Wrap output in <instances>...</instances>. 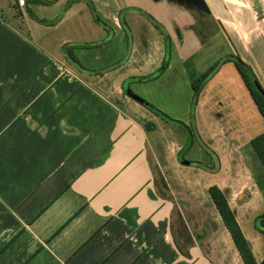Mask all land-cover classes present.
Here are the masks:
<instances>
[{
  "label": "crops",
  "instance_id": "1",
  "mask_svg": "<svg viewBox=\"0 0 264 264\" xmlns=\"http://www.w3.org/2000/svg\"><path fill=\"white\" fill-rule=\"evenodd\" d=\"M204 1L0 0V264H244L210 193L219 217L204 223L169 184L164 168L184 163L187 131L128 94L152 102L166 83L183 88L166 111L191 113L215 152L185 166L229 198L221 165L241 150L244 112L258 107L242 77L250 98L209 81L192 106L188 69L224 46L264 88V0ZM242 229L262 263L256 233Z\"/></svg>",
  "mask_w": 264,
  "mask_h": 264
},
{
  "label": "rangeland",
  "instance_id": "2",
  "mask_svg": "<svg viewBox=\"0 0 264 264\" xmlns=\"http://www.w3.org/2000/svg\"><path fill=\"white\" fill-rule=\"evenodd\" d=\"M181 1L189 2V0H181ZM155 31L159 33V31L157 30ZM200 34L201 36H203L204 40H208L206 32ZM127 38L130 41L129 36ZM119 44H121L120 38H119ZM223 50H226L224 46L222 48L220 47L216 48V52L218 55L216 54H208L204 56L200 55L199 57L201 58L205 57L204 61H202L204 65L193 66L192 64V67L194 69L191 66L190 69L193 72H191L190 69H188L190 78L197 79L201 77L204 73H206L212 66L216 65L218 62H221L222 64L224 58L227 57L231 58L232 55H235L234 53H232V48L229 50L230 55H223L222 54ZM120 57L122 58V56ZM190 63L193 62L192 61L187 62V65H190ZM218 66L221 68V65ZM219 69L215 70V72H213L211 76L205 79L203 86H205V84L209 81H211L213 88L216 90L222 85L223 87L231 85V88H233L234 92L239 94L241 98H245V95H246V99L250 98L248 92H246V90L243 87L240 72L237 66L235 65L233 59H228L227 63L225 62V65H222V68L220 70ZM223 77H224V81L214 80V78L218 79ZM193 79L191 81H193ZM202 88H200V90L196 92V90L193 87L194 93H193L192 106H194L195 100H197V98L199 99L200 97L199 94L203 90ZM158 89L159 91L156 93V96L154 95L151 96V98L154 101H152V99L150 100L153 102V105L155 104L154 106L160 109L162 108L161 110L165 111L169 115L170 113L167 112L168 110L166 109L167 107L165 105V102L169 99L171 94H173L172 101H175L179 95L182 98H184L185 97L184 90L182 87L177 86L176 92H174V87L169 85L168 83L165 84V87H161V88L159 87ZM146 96L148 97L150 95L146 94ZM218 97L220 96L215 95L214 97L213 103L215 104V107L217 106L216 101L218 100ZM176 105L177 103L173 102L170 104V107L173 108ZM190 115L192 114L189 113L183 119L179 117H174V115L172 114L174 119L181 120L187 123H189ZM244 116H245V122H243L241 126L236 127L237 130H242V133L241 134L237 132L235 133L237 135L236 138H239L241 135V138L244 140V141H240L239 147L241 150H237L236 155H231L227 157L225 160L226 164L224 166L221 165V171L219 174L221 177L220 184L224 188L228 189L227 191L229 193V201L232 205L231 207L234 210L240 225L249 234H250L249 231L251 230L256 233L255 236L253 237L250 235V239L253 240L256 254L259 258V261L261 262L262 261L261 258L262 259L264 258V234L255 227L254 223L256 216L264 212V161H263L264 159L259 157L258 152L254 149V147L250 142L255 136L260 135L264 132V117L258 111V109L256 110L254 103H253V107L246 109V111L244 112ZM185 119H187V121ZM260 122H261V126L259 125ZM173 123L179 126L178 123L176 122ZM261 128L263 132L259 133L260 132L259 130ZM180 131L182 132V130ZM202 141L203 143L207 144L203 139ZM200 145L201 144L198 141L192 142V144L188 142L184 146L185 149L183 150L184 151L183 157L185 158V160H198L200 162L203 161V163L204 162L211 163L213 156L209 154L203 148L202 145L201 146ZM185 165H186L185 163L179 162L177 157L176 160L174 159L172 165L165 166L164 169L166 175L169 174L170 176L169 184L172 186V190H174L175 195L178 196L179 203L181 206L183 204H187V210L188 208H191L192 210H194V212L195 211L198 212V215L192 213L190 218L193 219L197 218L199 219V221L204 223H210V222L212 223V221H215V219H217L219 215H217L216 212L214 211V207L209 198V194H208L209 178H207L206 176L203 177L201 175L200 170ZM256 181H261L260 183L261 188L257 185Z\"/></svg>",
  "mask_w": 264,
  "mask_h": 264
},
{
  "label": "trees",
  "instance_id": "3",
  "mask_svg": "<svg viewBox=\"0 0 264 264\" xmlns=\"http://www.w3.org/2000/svg\"><path fill=\"white\" fill-rule=\"evenodd\" d=\"M35 1L47 4V3H51L54 0H35ZM92 8H93V14L95 16V19L100 24L107 26V24L98 15L93 5H92ZM30 13L32 16L36 17L33 11H30ZM146 15L149 17V19L153 23L161 27L159 23H156V20L152 15H150L149 13H146ZM121 20H122V23L125 24L127 27L128 26L127 22L124 19V16L122 15H121ZM163 34L165 35V42H166L167 47L168 46L170 47L169 36L167 35L165 31H163ZM83 44H86V43H83ZM71 57L73 58V60L77 61L74 55H71ZM228 59H233V61L235 62L243 81L245 82L247 88L251 92L254 102L256 103L260 113L264 117V88L259 82L252 67L249 64H247L239 55H232L231 58L230 57L224 58L223 61H226ZM220 64L221 62H218L216 65L212 66L206 73H204L201 77L197 79H193L192 85L194 89L196 90V92L199 91L200 88H202V86L204 85L205 79L211 76V74H213V72H215V70L219 68L218 65ZM80 66L84 68L82 65ZM158 74L159 73L157 72L156 76H158ZM145 78L148 79L149 77H145ZM255 82H257L259 85H256ZM258 86H260V89ZM139 102H141L148 108L152 109L154 112L161 115L166 120L178 123L179 126L182 127L189 134L190 144H192V142L198 141L209 154H211L212 156L215 155V152L207 144L203 143L201 136L197 132L194 124H192L191 126L190 124L186 122L174 119L173 117L169 116L168 114H166L164 111H162L158 107L154 106L148 100H145V98L143 97H140ZM148 127L154 128L155 123L153 122L148 123ZM251 144L254 147V149L258 152L259 157L264 159V132L260 135L255 136L252 139ZM187 161L191 163L199 164V165L202 164L200 161H195V160H187ZM210 168L213 170H216L218 167L215 165V167H210ZM256 183L259 186H261L260 184L261 181H256ZM209 193H210V197H211L213 204L215 205L219 214L221 215L223 223L225 224V226L227 227L228 231L230 232L233 238L235 246L237 250L239 251V254L242 257L244 264H258L255 254L253 252L251 243L249 239L246 237L242 229V226L240 225L236 217V214L229 203V198L227 194L225 193V191L221 189L218 185L213 184L209 187ZM254 224H255V227L264 234V212L256 216Z\"/></svg>",
  "mask_w": 264,
  "mask_h": 264
},
{
  "label": "water",
  "instance_id": "4",
  "mask_svg": "<svg viewBox=\"0 0 264 264\" xmlns=\"http://www.w3.org/2000/svg\"><path fill=\"white\" fill-rule=\"evenodd\" d=\"M198 2L201 4V6H202L204 9H206V5H205V1H204V0H198ZM255 83H256V85H259L257 82H255ZM258 87H259V89H260V86H258ZM128 94H129L131 97H133V98H135V99H137V100L140 99V96L137 95V94H136L135 92H133L132 90H129V91H128ZM182 161H183L184 163H189L187 160H184V159H182ZM155 183H156L158 189L160 190V192L164 193V191H163V189L161 188V186H160V184H159V182H158L157 179H155ZM261 264H264V261H263Z\"/></svg>",
  "mask_w": 264,
  "mask_h": 264
},
{
  "label": "built area",
  "instance_id": "5",
  "mask_svg": "<svg viewBox=\"0 0 264 264\" xmlns=\"http://www.w3.org/2000/svg\"><path fill=\"white\" fill-rule=\"evenodd\" d=\"M19 3L25 4V0H18Z\"/></svg>",
  "mask_w": 264,
  "mask_h": 264
},
{
  "label": "flooded vegetation",
  "instance_id": "6",
  "mask_svg": "<svg viewBox=\"0 0 264 264\" xmlns=\"http://www.w3.org/2000/svg\"><path fill=\"white\" fill-rule=\"evenodd\" d=\"M189 163H191V162H189ZM189 163H188V164H189Z\"/></svg>",
  "mask_w": 264,
  "mask_h": 264
}]
</instances>
